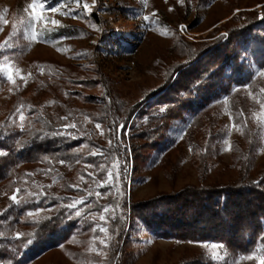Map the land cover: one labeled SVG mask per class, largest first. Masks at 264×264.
<instances>
[{
  "label": "rangeland",
  "instance_id": "1",
  "mask_svg": "<svg viewBox=\"0 0 264 264\" xmlns=\"http://www.w3.org/2000/svg\"><path fill=\"white\" fill-rule=\"evenodd\" d=\"M193 1L189 0L188 7H185L178 0H146V3L145 0H82V4L89 5V9H84L82 4L78 6L72 0H46L45 8L49 10L42 11L39 7L35 10L42 16V20L36 24V29L38 32L43 29L42 31L49 33L42 32L38 42L13 38L10 43H13L14 47L0 50V62L3 56L9 57L14 66L12 75L16 80L14 86L6 79V75L0 72V126L23 129L26 118L21 122L16 114L20 105L24 106L22 110L25 117L29 110L34 116L71 111L72 118L68 125L74 123L76 127L70 128H74L79 135L87 136L102 147L108 148L109 140H112L115 148H123L122 127L120 126L113 136L110 128L102 126L104 135H101L100 129L95 127L97 122L89 113L101 106L105 88L109 86L112 94L110 98L123 102L125 107L139 102L143 104L131 119L133 121L143 107L168 90L170 86L165 88L164 85L169 73L178 63L184 62L188 52L226 37L225 24L241 11H261L264 6V0H213L195 9ZM33 2L35 0H0V44L8 40L13 33V24L19 26L22 20L28 18L32 10L26 12L25 9ZM51 8L58 11H50ZM4 9H7L6 13ZM93 12L97 13L102 22H95L91 18ZM144 16H148L149 20H144ZM44 19L48 21L47 24L43 22ZM4 20L8 21L6 25ZM52 20L59 23L53 25ZM71 24H77L81 29L70 32L61 29L63 26L69 28ZM50 64L66 66L67 71L74 77L101 79L94 86L78 84L73 88L82 91L84 96L68 97L64 100L61 95L63 93L58 88L55 89L52 85L54 81L47 74ZM15 68L21 70L19 75L16 74ZM20 76L27 79L26 85ZM177 76L178 74L169 83L172 84ZM42 87H46V91L38 95L35 90ZM156 92L159 93L153 96ZM249 92L251 91L247 89L246 95L258 106L250 113L251 123L259 130V147L254 154L255 167L251 171L257 174L264 169V128L259 127L253 117L254 111H260V104L256 102L257 98H253L255 96H249ZM53 95L59 99H53ZM85 95L94 96L95 106L84 100ZM148 95L151 97L148 98ZM224 99L223 97L215 104L210 116L200 120V123L205 122L206 128L210 126V122H214V131L221 133V139L215 141L207 157L208 171L202 178L199 171L202 164L201 151L193 152L184 138L192 127L194 139L204 146L207 142L206 131L201 125H193L194 117L191 115L172 122L162 146L153 151L148 160L140 158L135 161L130 154L127 180L120 178V171L117 176L116 170L113 169L112 180L101 187L97 185V181L103 180L108 173L104 178L98 179L100 173L97 170L93 173L88 171L94 174L89 177L95 180V184L88 189L83 184H86L89 177L78 172L84 167L83 163H78V168L64 167L66 175L78 180V187L84 191L77 199H83L84 203H77L71 208L75 213L74 217L78 218L77 231L68 242L40 256L36 264H175L183 258L199 255L228 263L230 255L224 246L210 248L212 244L223 245L222 243L157 238L147 230L139 218L131 214L129 208L132 202L146 201L159 193H171L187 185H210L215 182L228 184L239 177V167L235 164L233 150L235 144L245 146L246 141L244 135L233 127L234 122ZM51 101L55 103H49ZM260 102L264 103L261 100ZM21 123L23 127L20 126ZM130 124L131 122L125 130L128 146ZM140 126H144L141 121ZM229 147L230 150H226ZM88 148V144L84 143L80 150L85 152ZM97 149L100 150L97 147L93 152ZM105 164L107 163L103 162L102 166L106 167ZM81 176L84 177L83 180L80 179ZM44 183L50 189L61 184L59 179L54 178H47ZM89 191L93 195L89 196ZM96 192L104 195L98 198ZM14 193H11L7 186H2L0 216L12 204H16L9 199ZM16 195L19 200L18 193ZM96 204L103 208L109 207L110 212L96 211ZM126 210L128 213L124 235L118 240L120 232L112 230L111 225L118 212L124 214ZM77 211L80 215H76ZM30 213H40V210ZM100 214L109 217L107 223L99 220ZM99 225L107 228V233L100 232ZM93 228H96L95 232L92 231ZM17 234L14 233L15 236ZM101 239L106 241L108 247L100 244ZM100 250L106 255L100 254ZM213 252L223 259H215ZM253 255L264 256L261 251ZM253 260L258 264L257 259ZM245 261L247 260H238L236 264Z\"/></svg>",
  "mask_w": 264,
  "mask_h": 264
},
{
  "label": "trees",
  "instance_id": "2",
  "mask_svg": "<svg viewBox=\"0 0 264 264\" xmlns=\"http://www.w3.org/2000/svg\"><path fill=\"white\" fill-rule=\"evenodd\" d=\"M211 1L194 0L192 5L198 9ZM183 4L188 7L189 0H183ZM91 18L102 22L96 12ZM61 29L70 32L81 27L71 24L69 28L63 26ZM224 29L226 37L188 52L184 62L173 67L164 85L165 88L170 86L168 90L143 107L133 121L131 119L143 104L139 102L125 107L123 102L110 98L109 86L105 88L101 106L89 113L97 123L110 128L113 136L122 126L123 148H115V145L102 147L87 136L79 135L74 128L66 127L72 118L71 111L34 116L29 110L22 130L0 126V192L2 186H7L11 193L20 189L19 203L12 204L0 216V264H36L40 256L68 242L77 231L78 218L68 205L77 201L84 191L69 186L79 185V182L67 176L64 167L78 168L81 162L84 167L79 169L80 174L89 177L88 171L97 170L100 173L97 178L101 179L107 171L97 166L105 162V169H108L118 160L120 178L127 180L130 154L135 161L140 158L148 160L149 155L162 146L172 122L182 120L186 115L193 116V125H201L206 131L204 146L194 139L192 127L184 138L193 152L201 151L199 171L202 178L208 171L207 157L215 141L221 139V133L214 131V122L206 128L205 122L200 123V120L210 116V111L223 97L233 122L241 126L245 120L247 123L243 128L245 146L235 144L233 150L239 177L228 184L187 185L178 191L159 193L146 201L132 202L129 208L131 214L157 238L222 243L230 255L228 263L199 255L183 258L175 264H231L241 256L260 251L264 255V169L257 174L251 172L255 167L254 154L259 147V130L251 123L250 113L258 106L245 93L249 89L255 98L264 102V94L260 93L264 88V76H261L264 73V6L261 11H241L225 24ZM42 30L41 33H49ZM47 74L54 81L55 89L63 93L64 100L84 96L82 91L73 88L78 84L94 86L101 79L74 77L66 66L51 64ZM176 74L177 78L170 84ZM35 91L40 95L46 87ZM53 96V99H59ZM84 100L95 106L94 96L85 95ZM240 111L244 116L238 115ZM130 122L128 146L125 130ZM84 143L89 147L85 152L80 150ZM97 147L104 151V155H90ZM47 178L59 179L60 186L52 189L45 186ZM91 178L83 184L88 189L95 184ZM102 209L103 206L96 204V211ZM35 210L40 213H30ZM127 213V210L124 214L119 211L111 225L112 230L120 232L118 240L124 235ZM14 233L22 235L17 237ZM242 264L255 262L247 260Z\"/></svg>",
  "mask_w": 264,
  "mask_h": 264
},
{
  "label": "snow or ice",
  "instance_id": "3",
  "mask_svg": "<svg viewBox=\"0 0 264 264\" xmlns=\"http://www.w3.org/2000/svg\"><path fill=\"white\" fill-rule=\"evenodd\" d=\"M72 2L77 4L78 6L82 4V0H72ZM178 2L183 3V0H178ZM145 3H146V0H145ZM45 4H46V0H35V2L30 3L27 6V8L25 9L26 12L29 9L32 10L31 12H29L28 18L26 20H22L21 24L19 26L16 25V24H13V33L10 35L8 40H6L3 44H0V50L14 47V44L10 43V41H12L13 38H23V39L29 40L30 42H38L39 36L42 33L37 31L36 24L42 20V16L39 13H37L35 10H36L37 7H39L42 11L49 10V9L45 8ZM82 7L84 9H89V5L87 3H83ZM50 11L56 12V11H58V9L51 8ZM4 12L6 13L7 9H4ZM144 20H146V21L149 20V17L148 16H144ZM43 22L45 24L48 23V21L46 19H44ZM3 23L6 25L8 23V21L4 20ZM58 23L59 22L56 21V20H52L51 21V24H53V25H56ZM183 28H184V26L182 25L181 26V30H183ZM0 30H2V29H0ZM58 50H60V49H58ZM13 67L14 66L11 64L9 57L8 56H3L2 62H0V72L4 73L6 75V79L15 86L16 85V80L13 78V75H12ZM15 72H16L17 75H19L21 70L19 68H15ZM28 75L31 76L30 73ZM261 76H264V73H261ZM20 79L24 81L25 85L27 84V79H25L23 76H20ZM260 93L264 94V88L260 89ZM249 96H253V93L249 92ZM253 98H255V97H253ZM256 102L260 104V111L259 112H255L254 111L253 112V117L257 121L258 126L264 128V103H261L259 99H257ZM49 103H55V102L51 101ZM23 107H24L23 105H20L16 109V114L18 115V119L21 122H23L25 120V118H26L25 115H24V112L22 110ZM29 107H31V106H29ZM238 115L244 116L243 111H240L238 113ZM62 119H67V117H63ZM85 119H88V118L85 117ZM20 126L23 127V123H21ZM66 127H76V125L73 123V124H70V125H66ZM95 127L97 129H100V134L101 135H104V131L102 129V125L101 124L97 123L95 125ZM233 127L237 131H240L241 134H243V128L247 127L246 120H245L243 126L234 123ZM112 145H113V141L109 140V147H112ZM226 150H230V147H229V149H226ZM0 154H2V153H0ZM97 154L104 155V153L101 150H99V149H97L96 152H90V155H97ZM60 163H64V162L60 161ZM87 167H92V165H87ZM97 167H100L102 171H107V173H108V175L103 180L97 181V185L98 186H101V187L102 186H106V184L109 183L112 180L113 169L116 170V175L117 176L119 175V161L118 160L114 161L112 163L111 168L105 169L104 166H97ZM124 170L125 171L127 170V164L126 163L124 165ZM26 175H31V174H26ZM90 175H94V174L90 173ZM80 179L83 180L84 177L81 176ZM69 186L70 187H78V185H75V184L69 185ZM19 191H20V189H16L15 193L9 199L12 200L13 202L19 203V201L17 200V195H16V193H19ZM88 195L91 196V195H93V193L91 191H89ZM95 195L99 198V197L103 196L104 193L96 192ZM77 203L83 204L84 200L81 199L79 201H73V203L68 205V207L74 208ZM101 211H102V213H109L110 209H109V207L105 206ZM76 215H80L79 211H77ZM93 218L95 219V217H93ZM111 218H114V217H111ZM108 219H109V217H106L103 214L99 215V220L100 221H103V222L107 223ZM98 227H99V231L100 232L107 233V228L103 227L102 225H99ZM92 231L95 232L96 228H93ZM0 235H2V233H0ZM20 235H22V234H20V233L17 234V236H20ZM95 239H96V237L93 238V240H95ZM109 239H111V238L109 237ZM100 244L103 245L104 247H108V244L103 239L100 240ZM205 247H209V246L205 245ZM222 247H223V245H216V244H212L210 246L211 249H217V248H222ZM90 250H94V249H90ZM256 251L258 252L259 249H257ZM100 254L106 255V254H104L102 252V250H100ZM212 256L215 259H223V257L219 256L216 252H213ZM253 259H257L258 260V264H264V256L257 257L256 255H248V256H241L240 257V260H253ZM233 264H236V262L234 261Z\"/></svg>",
  "mask_w": 264,
  "mask_h": 264
}]
</instances>
